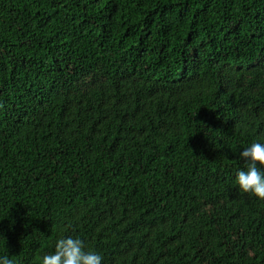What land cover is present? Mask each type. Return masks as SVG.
Listing matches in <instances>:
<instances>
[{
  "label": "trees",
  "instance_id": "trees-1",
  "mask_svg": "<svg viewBox=\"0 0 264 264\" xmlns=\"http://www.w3.org/2000/svg\"><path fill=\"white\" fill-rule=\"evenodd\" d=\"M256 142L264 0H0V257L264 264Z\"/></svg>",
  "mask_w": 264,
  "mask_h": 264
},
{
  "label": "clouds",
  "instance_id": "clouds-1",
  "mask_svg": "<svg viewBox=\"0 0 264 264\" xmlns=\"http://www.w3.org/2000/svg\"><path fill=\"white\" fill-rule=\"evenodd\" d=\"M244 169L239 170L235 182L240 191L250 193L258 200L264 201V143H252L239 154ZM0 239H3L0 237ZM0 264H14L8 256L0 257ZM41 264H102V257L94 252L84 250L83 242L78 238H61L52 254L42 257Z\"/></svg>",
  "mask_w": 264,
  "mask_h": 264
}]
</instances>
